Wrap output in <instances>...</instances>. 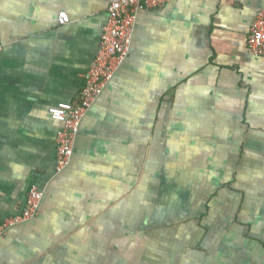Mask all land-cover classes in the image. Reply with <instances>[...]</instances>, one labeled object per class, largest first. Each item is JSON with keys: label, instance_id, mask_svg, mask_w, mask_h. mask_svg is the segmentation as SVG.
<instances>
[{"label": "crops", "instance_id": "0c3cea01", "mask_svg": "<svg viewBox=\"0 0 264 264\" xmlns=\"http://www.w3.org/2000/svg\"><path fill=\"white\" fill-rule=\"evenodd\" d=\"M114 1L0 0V225L32 188L43 193L36 216L0 238V264H144L145 232L167 245L184 237L202 259L214 247L204 264H264V56L246 45L264 0H168L138 12L127 58L57 171L64 125L48 111L80 101ZM235 162L248 186L230 237L200 238L201 217L186 238L159 235L173 214L223 203L217 179Z\"/></svg>", "mask_w": 264, "mask_h": 264}, {"label": "built area", "instance_id": "2783aa9c", "mask_svg": "<svg viewBox=\"0 0 264 264\" xmlns=\"http://www.w3.org/2000/svg\"><path fill=\"white\" fill-rule=\"evenodd\" d=\"M168 0H117L107 8V22L102 28L99 49L90 69L85 75L80 101L77 104L60 103L49 109L50 118L64 125L56 138L57 171H62L71 161L73 140L85 112L102 93L117 69L129 54L133 40L136 14L162 7ZM65 13L59 14V24L68 23ZM246 45L255 57L264 56V10L254 19L247 36ZM1 50V46H0ZM43 193L32 188L28 193L25 209L19 216L6 219L0 225V238L14 226L33 219L40 207Z\"/></svg>", "mask_w": 264, "mask_h": 264}, {"label": "rangeland", "instance_id": "374dc122", "mask_svg": "<svg viewBox=\"0 0 264 264\" xmlns=\"http://www.w3.org/2000/svg\"><path fill=\"white\" fill-rule=\"evenodd\" d=\"M190 149L189 148L187 149V155L189 154ZM248 152H250L251 154L250 159L255 158L257 160H262L263 158L262 150L250 149ZM260 165H262V161L260 162ZM232 166H233L231 170L232 176L230 175L229 177L226 178V176L224 175L225 173H222L219 174L220 176L217 179V184L219 185L218 188L223 189L221 190V192L224 193L223 203L219 201L216 205L218 210H215L216 207L215 202L217 201V199L214 198L216 201L206 202V210L201 211V213L196 212V209L195 210L190 209L186 213L180 216L173 214L171 216V220H172L171 223L169 225L165 224V226L168 225L170 229L166 230L165 234H163L164 230H162L164 227L161 228V230L159 229V235L165 238L171 235V239H172L177 235H179L180 233H182L185 235L186 238L187 236L190 235L187 231L188 229L187 227L189 225H195L196 219L201 217L200 221H202V224L204 225L202 227H205V229L200 232V238L202 237L204 238L205 234L209 233V236L212 238L214 243L215 241L219 240V237H222V239L225 237H230V234L228 233L232 228V224L235 221L237 222L239 220H244V217L240 214L241 211L239 213V211L236 210L237 207L235 208L236 205L235 198L237 197V204H239L240 206H245L246 204H244V201H246V195L244 193L245 192L244 189L247 188L248 186L247 171H245L244 173L241 172L237 167L236 162ZM246 167L248 168L247 165ZM225 169L227 170V168ZM252 171L253 170L249 172ZM238 176L240 178L241 185L238 184L239 182ZM211 183L214 184L215 181L211 180ZM178 191L179 188H177L175 193H177ZM171 194L173 195L172 190H171ZM165 198L169 199L168 197ZM187 201L188 199L186 198L185 195L181 196L180 200H178L180 205H183V203L184 202L186 203ZM161 202L162 203L160 205L163 206V204L167 205L171 201L170 200L165 201L164 198H162ZM185 208H186L185 211L189 209L187 205H185ZM216 211H221V212L216 213ZM183 238L182 240H180V242L175 241V244L171 243V245H167L162 241H156L155 240L156 238L152 236L151 232H145L144 240H142L141 242L139 240L140 243L138 244V251H136V249L135 251L138 252V254L140 255L139 252L142 249L144 250V258H143L144 264H200L203 262V259H205V256H209L215 253L214 247L210 246V249L209 247L207 248V251L203 259L199 258L198 257L199 255L195 256L199 252L197 245H195V243L190 244L187 239L185 241ZM172 241L173 239L171 240V242ZM214 263L215 262L209 264H214Z\"/></svg>", "mask_w": 264, "mask_h": 264}]
</instances>
